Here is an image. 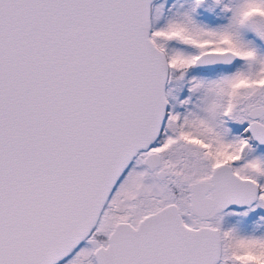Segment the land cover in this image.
Masks as SVG:
<instances>
[{
    "label": "snow or ice",
    "instance_id": "6c2138e0",
    "mask_svg": "<svg viewBox=\"0 0 264 264\" xmlns=\"http://www.w3.org/2000/svg\"><path fill=\"white\" fill-rule=\"evenodd\" d=\"M0 264H264V0H0Z\"/></svg>",
    "mask_w": 264,
    "mask_h": 264
}]
</instances>
